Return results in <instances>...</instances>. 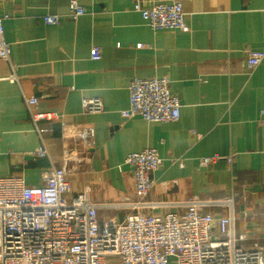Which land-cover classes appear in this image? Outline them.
<instances>
[{
  "label": "crops",
  "instance_id": "crops-1",
  "mask_svg": "<svg viewBox=\"0 0 264 264\" xmlns=\"http://www.w3.org/2000/svg\"><path fill=\"white\" fill-rule=\"evenodd\" d=\"M180 1L187 31L152 29L132 0H80L85 13L76 19L69 0H0L11 46V60L0 59V176L42 186L50 165L61 167L64 151L78 148L84 161L68 173L73 193L88 188L100 222H120L126 211L102 205L134 193L125 159L154 148L163 164L146 198L155 206L143 212H181L194 196L233 200L234 231L247 235L238 244L264 246V60L248 66L249 51H264V0ZM45 15L60 22L46 24ZM93 46L100 60L91 58ZM154 77L170 79L180 118L123 117L130 82ZM28 97L52 117L34 121ZM85 98L100 99L103 110L85 113ZM88 125L96 134L86 150L75 134ZM43 144L49 157L36 154ZM212 156L221 158L200 165ZM204 211L229 214L215 204Z\"/></svg>",
  "mask_w": 264,
  "mask_h": 264
},
{
  "label": "built area",
  "instance_id": "built-area-1",
  "mask_svg": "<svg viewBox=\"0 0 264 264\" xmlns=\"http://www.w3.org/2000/svg\"><path fill=\"white\" fill-rule=\"evenodd\" d=\"M133 9L154 29L187 31L182 2L160 0L145 5L143 0H132ZM73 19L85 13L80 0H69ZM46 24H58L59 15H45ZM141 46V45H139ZM93 60L102 58L99 46L90 50ZM0 59L11 60V46L4 34V18L0 16ZM264 60V51H249L248 66L255 68ZM17 79L12 75V79ZM129 107L121 111L126 118L140 116L152 122L177 121L182 103L172 93L168 77L135 79L129 84ZM26 103L34 121L52 115L37 112L38 98L28 97ZM85 113L103 110L98 98L82 101ZM264 122V109L260 111ZM42 137L44 130L38 129ZM95 128L84 126L76 132L82 148L89 149ZM36 154L49 157L46 146ZM219 156L205 157L207 166ZM84 161L78 148H67L63 165L53 164L43 174L44 185L28 186L21 177L0 176V264H264V246L254 241L243 247L245 233L234 231L233 200L208 202L192 197L186 208L165 213H147L154 203L146 198L154 187L151 173L158 170L163 159L154 148L127 155L125 164L131 167L135 191L117 203L103 204L107 208L126 211L120 222L99 220L101 205L90 200L86 188L73 193L68 179ZM229 209L228 215L205 212L209 205Z\"/></svg>",
  "mask_w": 264,
  "mask_h": 264
}]
</instances>
